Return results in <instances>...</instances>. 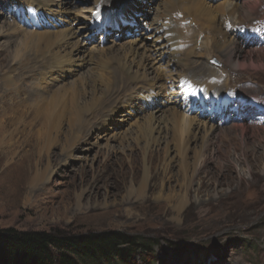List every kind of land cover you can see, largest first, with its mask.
Wrapping results in <instances>:
<instances>
[{"label": "bare ground", "instance_id": "6f19581e", "mask_svg": "<svg viewBox=\"0 0 264 264\" xmlns=\"http://www.w3.org/2000/svg\"><path fill=\"white\" fill-rule=\"evenodd\" d=\"M89 1L90 6L87 8L76 10L77 7H74L75 11H71L73 0H14L21 13L20 21L28 30L18 23H4L0 26V40H4L3 46L7 47L0 53V167H7L0 174V184L4 179L8 180V184L2 186L3 192L12 193L17 201L24 199L30 202L32 198L43 195V182L51 163L47 156L48 163L44 168L42 165L45 161L40 152L58 141L62 125L65 124L71 135L68 140L69 152L79 145L99 146L98 141L91 143L92 134L96 130L105 134L103 140L110 152H115L111 142H118L120 149L124 150L131 146L125 147L135 129L136 140L144 145V166L142 177H133L130 184L125 186V204H129L134 197L140 203L147 198L151 178L161 169L165 162L164 156L169 151L159 148L169 140L176 144V154L180 158L178 170L191 182L203 166L205 146L215 129L213 120H217L220 108L224 106L225 115H222L226 123L230 119L231 107L228 103L220 105L219 96L216 95L228 90V78L224 85L217 88L212 86L216 89L215 94H210L205 88L204 95L195 88L184 90L188 65L201 68L205 63L201 57L217 55L232 71L255 69L252 60L250 64L253 65L247 63L250 54L242 49L245 43L231 29L227 30L222 22V19L235 15L249 21L257 12L254 3L250 6L243 0H220L216 4V1L212 4L210 0ZM185 1L189 3L183 7L185 15L179 13L185 25H196L200 31H208L205 35L211 34L201 45L194 37V31L190 30L191 27L185 28L190 34V38L185 39L182 33L184 29L169 15L174 6ZM115 4H118L117 9L112 7ZM120 6H123L121 11L126 16L124 20H115L113 18L120 13ZM1 14L6 17L0 10ZM136 14L144 16L140 20L145 30L140 35L121 44L112 42L109 46H102L91 37L93 33L90 28L104 33L111 19L120 23L117 28L122 24L135 26L126 18L129 16L132 19ZM62 15L66 16L65 23ZM21 34L27 36L19 41L13 40ZM218 34L220 37H217ZM178 37L182 42H194L190 47L188 45L184 49H176L180 43ZM198 47L204 48V52L198 51ZM75 53H82L84 59L75 58ZM171 63L178 69L175 71L176 81L175 75L166 71H169ZM214 70L213 74L220 72L216 68ZM216 79H219V75ZM181 96L187 103L184 111L179 102ZM248 103L250 108L248 114H245L242 108ZM260 103L255 99L239 97L236 117L240 122H243L242 118L246 123L257 122L255 119L249 121L248 115L254 116L256 113H249L253 110L263 112L264 105ZM154 104L156 106L152 110ZM195 108H199V116L205 112L203 116L206 118L209 115V118L201 120L188 116ZM29 118H35V123L40 122L42 129L37 132L39 136H32H37L36 142L27 151L34 124L27 123ZM120 124L127 125L126 130L108 133L112 126ZM246 126L240 127L244 134L248 128ZM262 156L264 146L257 158ZM133 161L129 162L132 173ZM261 163L264 168V161ZM188 184L178 203L179 214L189 200ZM22 186L24 193L21 192ZM159 198L162 200L165 196L162 194Z\"/></svg>", "mask_w": 264, "mask_h": 264}, {"label": "rangeland", "instance_id": "374dc122", "mask_svg": "<svg viewBox=\"0 0 264 264\" xmlns=\"http://www.w3.org/2000/svg\"><path fill=\"white\" fill-rule=\"evenodd\" d=\"M210 1L216 4L220 0ZM243 2L250 6L254 5L257 11L249 21L241 20L235 15L222 19V22L224 21L227 30L231 29L234 35L245 43L242 49L250 54L247 63L250 64L252 60L255 69L232 71L227 63L216 57L217 55H207L201 57L205 61L201 68L197 65H188V74L182 73L188 76L186 83L191 84V90L195 88L202 94L204 88L210 94H215L216 89L212 86L217 88L227 83V78L229 79L228 90L216 95L221 99V103H228L231 107L230 122L223 121L225 108L221 107L219 119L213 120L215 129L205 146L203 166L191 182L178 170L180 158L176 154V144L168 138L169 145L162 142L159 148L168 149V155L164 156L163 167L157 170L159 174H153L151 178L147 198L140 203L134 197L129 204H125L123 199L126 195L125 186L130 184L133 177L135 179L142 177L144 166V151H142L144 145L136 140L135 129L132 130L134 134H130V139L125 145V147L131 146L124 150L120 149L118 142H111L115 152H110L106 148L107 143L103 140L105 134L101 130H96L97 132L92 134L91 143L98 141L99 146L90 147L84 144L69 152L68 140L71 135L65 124L62 125L58 141L40 152L41 158L45 161L42 166L45 168L48 163L47 156L51 163L50 170L44 178L43 195L32 198L30 202L24 199L17 201L12 193L3 192L2 186L7 185L9 181L4 179L0 184V229L61 231L80 236L122 232L129 236L155 240L156 245L151 253L147 257H136L134 264H264V168L261 163L264 161V156L257 158L264 146V130H262L264 111L249 112L256 113L254 116L248 115L251 119H257L254 123H246L244 119L240 122L235 111L238 98L243 96L247 100H258L264 105V0H243ZM188 4V1H185L174 6L169 15L178 22L180 28L184 29L182 33L185 39L190 38L185 28L191 27L190 30L194 31V37L201 45L211 34L205 35L208 31L206 33L205 30L200 31L196 25L188 27L185 25L179 13L184 14L183 7ZM86 6H90L89 0H73L71 11H75L74 7L78 10L81 7L87 8ZM112 7L117 9L118 4ZM122 9L123 6H120L118 10L120 13L113 19L124 20L126 14L121 11ZM0 10L6 14V17L2 15L3 13L0 15V26L4 23H18L22 28L27 29L20 21L21 13L14 0H0ZM92 12L89 14V20ZM65 17L63 15L61 17L63 22ZM141 17L144 16L136 14L132 19L127 16L126 21H132L136 30L142 32L145 28L140 20ZM115 20L111 19L103 35L99 33L98 36H94L97 30L91 29L88 21L86 25L93 33L91 37L102 46H109L112 42L121 44L136 37L137 33L132 29L134 26L122 24L117 28L120 23ZM75 25L73 24V27H76ZM127 31L130 34H127ZM26 36V34L17 35L13 40L19 41ZM217 37H220V34ZM179 42L176 49H184L188 45L190 47L194 40L182 42L179 38ZM3 44H5L4 40H0V53L7 49ZM198 51L203 53L204 48L198 47ZM83 56L82 53H75V58L84 59ZM6 65L7 63L4 69ZM169 67V71L166 69L167 73L171 71L175 75V71H178L175 64L171 63ZM215 68L220 71L217 72L218 74H213ZM164 71L163 69V74ZM218 75L219 79H216ZM191 82L197 85L198 89L192 87ZM179 102L184 111L187 103L182 96ZM247 105L242 108L245 114L250 108V105ZM155 106L156 104L152 106V110ZM262 107L264 109V106ZM199 112V108H195L193 113L186 115L201 120L209 118V115L206 118L203 116L205 112L201 113L202 117L199 116ZM27 123L35 124H32L34 132L30 133V147L26 148L29 151L33 148L36 137L40 135L39 133L37 135V132L42 129V125L40 122L35 123V118H29ZM245 125L248 128L244 134L240 127ZM126 128L127 125L121 124L112 126L108 133H120ZM35 134L37 136L32 137ZM96 137L102 139L97 140ZM132 159H134L133 173L129 170V162ZM0 168V174L7 169L4 165ZM187 184L190 186L189 200L179 214L178 203L186 192ZM21 192H25L23 186ZM161 193L163 197L165 196L162 200L159 198Z\"/></svg>", "mask_w": 264, "mask_h": 264}, {"label": "trees", "instance_id": "16d2710c", "mask_svg": "<svg viewBox=\"0 0 264 264\" xmlns=\"http://www.w3.org/2000/svg\"><path fill=\"white\" fill-rule=\"evenodd\" d=\"M155 245L122 232L80 236L7 228L0 229V264H134Z\"/></svg>", "mask_w": 264, "mask_h": 264}]
</instances>
